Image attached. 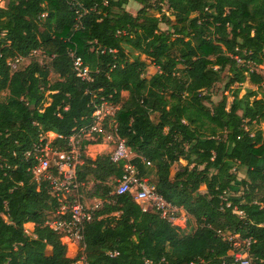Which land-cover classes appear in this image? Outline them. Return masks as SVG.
Wrapping results in <instances>:
<instances>
[{"label":"trees","instance_id":"16d2710c","mask_svg":"<svg viewBox=\"0 0 264 264\" xmlns=\"http://www.w3.org/2000/svg\"><path fill=\"white\" fill-rule=\"evenodd\" d=\"M129 1L7 0L0 7V264L73 262L45 224L59 201L47 180H34L24 153L42 132L61 135L53 144L65 147L101 99L120 104L115 134L138 174L193 225L178 229L143 211L130 192L114 193L124 162L84 153L76 167L80 199L99 201L79 243L86 264H222L229 244L217 229L250 237L254 263L264 264V75L256 70L264 64V0H132L140 5L135 14ZM164 5L169 14L159 18ZM33 50L48 62L32 58L11 69V60ZM70 51L91 81L76 75ZM141 55L157 67L149 77ZM224 71L228 93L215 101ZM245 82L262 91L240 96Z\"/></svg>","mask_w":264,"mask_h":264},{"label":"built area","instance_id":"2783aa9c","mask_svg":"<svg viewBox=\"0 0 264 264\" xmlns=\"http://www.w3.org/2000/svg\"><path fill=\"white\" fill-rule=\"evenodd\" d=\"M41 54L39 50H33L29 56ZM16 57L9 62L10 66L14 63L28 58ZM73 69L76 75L84 81H91L89 69L83 65L79 56L70 51ZM112 103L107 100L95 104V109L91 115V120L84 125L75 127L73 132L65 137V147H59L53 144V139L61 137L54 132H42L38 136L31 147L24 153L26 159H32L30 171L34 180H47L50 185L51 194L59 201V205L53 215L49 217L45 224L61 235V240L76 243V252L71 264H86L85 256L79 243L83 240V233L86 224L91 219L92 210L98 206L94 204L88 206L81 201L82 194L78 192V188L82 186L76 178V167L82 162V155L85 153V146L82 141L86 139H95L98 137L111 139L112 135L107 132L105 127L106 117L110 114L108 107ZM115 105V104H114ZM67 106L65 107V109ZM53 134L49 138L47 134ZM115 144L109 153L113 162L123 161V172L116 179L113 192L121 194L130 192L133 199L140 205L143 211L154 210L167 220L172 226L185 230L189 217L182 216L184 211L182 208L172 204L162 197L155 189L153 183L147 177L138 174L136 167L130 163L133 152L126 145L123 138H119L115 134ZM149 164V162H147ZM55 169V173L53 172ZM229 207L230 203L227 202ZM238 215H242V211L236 207L233 209ZM186 214V213H184ZM188 216V215H187ZM181 220V224L178 222ZM27 232V230L25 229ZM28 233V232H27ZM217 234L229 244L227 255L223 257L222 264H255L250 254L251 238H240L239 233L230 232L224 229H217ZM226 257L228 263H226ZM150 263L149 261H146ZM203 258H198L189 262V264H205Z\"/></svg>","mask_w":264,"mask_h":264},{"label":"rangeland","instance_id":"374dc122","mask_svg":"<svg viewBox=\"0 0 264 264\" xmlns=\"http://www.w3.org/2000/svg\"><path fill=\"white\" fill-rule=\"evenodd\" d=\"M46 1H50V0H46ZM53 1V0H52ZM7 0H0V7L4 6L6 4ZM126 9L128 11H130L131 13L135 14L137 9L140 7V5L134 1H129L126 5H125ZM169 14V10L167 8L166 5L163 6V11L161 13H155V15H157L159 18H163L165 15ZM170 19H173L172 17ZM160 27L162 29H166L167 25L166 23H161ZM37 59L40 63H47L48 59L45 58L42 54H36V55H32L29 56L28 58L20 61L19 63H14L11 66L12 70L17 69L19 66L21 65H25L29 62L30 59ZM141 59L145 60L147 63V67H146V72H145V77H149L150 75H152L156 70L157 67L154 66L150 59L146 58L144 55L140 56ZM256 70L261 73L262 75H264V64L259 65L256 67ZM226 72L224 71L222 74V79L217 82L213 89H212V96H213V100L217 101L221 98V95L224 93H228V90H223L224 87V83L227 80V76H225ZM56 78V76L54 74L50 75V79L54 80ZM247 90H255L257 92L262 91L261 88H259L258 86H255L251 83L245 82L241 85V91H240V96L243 95L245 93V91ZM122 95V99H126L128 96V93L126 91L121 92ZM228 103L231 101V96L228 95ZM120 107V104H112L111 106L108 107V110L110 111V114L106 117L105 120V127L108 133H110L112 135L111 139H105L102 138L101 139V144H105V145H101V146H90L89 148H85V154L89 157H93L95 154H107L110 153L111 148L114 146L115 144V137L113 136L114 134V128H115V123H114V116L116 111L118 110V108ZM152 117H154V115H152ZM261 127L264 129V123L261 124ZM49 138H52L54 135L53 134H47ZM184 162L181 161L180 164H183ZM175 169V166L172 168V173ZM234 172L237 174L238 178H241V176L243 175L242 173V169L241 168H235ZM92 185V182L89 181L87 187L89 188ZM200 192L204 193L205 192V187L201 186L199 189ZM84 204L91 206L92 205V201H90V199L86 198L84 196ZM185 212H182V216L180 215V218H183V216L188 217L187 214H184ZM179 224H181V220L178 222ZM193 225V222L191 220L187 221V227H186V231H189L191 229ZM25 229L27 230L28 233H30L32 231L31 229V225L29 224H25L24 225ZM63 241H65L64 239H62ZM68 243V242H67ZM73 251H74V246L73 245H69L67 248V255L72 256L73 255Z\"/></svg>","mask_w":264,"mask_h":264},{"label":"crops","instance_id":"0c3cea01","mask_svg":"<svg viewBox=\"0 0 264 264\" xmlns=\"http://www.w3.org/2000/svg\"><path fill=\"white\" fill-rule=\"evenodd\" d=\"M101 145H105V144H101V143H98V144H88V145H86V149L87 148H89L90 146H101ZM98 154H95L93 157H91V158H95L96 156H97ZM242 176H241V178L244 176V171H243V169H242ZM90 201H92V205H94V204H98L99 203V201L97 200V199H90ZM27 224H29V225H31V229L33 230V223H31V222H28ZM32 233V231L29 233V234H31ZM62 242L63 243H65L66 244V246H67V248H68V246L69 245H73L74 246V251H73V255L72 256H69V255H67V252H66V255L68 256V257H70V258H73L74 257V255H75V252H76V243H73V242H66V241H63L62 240Z\"/></svg>","mask_w":264,"mask_h":264}]
</instances>
